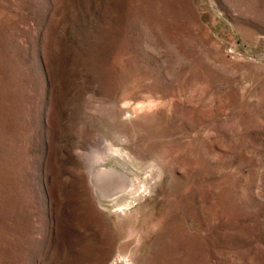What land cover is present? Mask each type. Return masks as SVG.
<instances>
[{
  "label": "rangeland",
  "instance_id": "374dc122",
  "mask_svg": "<svg viewBox=\"0 0 264 264\" xmlns=\"http://www.w3.org/2000/svg\"><path fill=\"white\" fill-rule=\"evenodd\" d=\"M0 264H264V0H0Z\"/></svg>",
  "mask_w": 264,
  "mask_h": 264
},
{
  "label": "bare ground",
  "instance_id": "6f19581e",
  "mask_svg": "<svg viewBox=\"0 0 264 264\" xmlns=\"http://www.w3.org/2000/svg\"><path fill=\"white\" fill-rule=\"evenodd\" d=\"M119 152L117 150H114L113 148H111L109 145L107 146L105 152H103V159L105 158H110L111 156L113 155H116L118 154ZM120 155V154H118ZM115 157V156H114ZM105 161V160H104ZM95 165V164H94ZM94 167V166H93ZM94 169H92L91 171H93ZM94 172V171H93ZM103 176V175H102ZM101 176V177H102ZM100 177V178H101ZM103 179H106L105 180V185L108 187V189H111L113 187H115L116 185H118V183H123L125 184L126 186H128L129 189H132L134 190V183L132 180H129L127 178H125L124 176H122L121 174L119 173H116L113 171V173H109L108 175L104 176ZM100 181V180H99ZM103 181V180H102ZM101 181V182H102ZM100 185V183H99ZM102 185V184H101ZM97 187V186H96ZM98 188V187H97ZM126 188V187H125Z\"/></svg>",
  "mask_w": 264,
  "mask_h": 264
}]
</instances>
